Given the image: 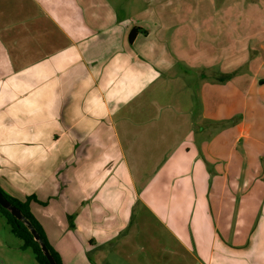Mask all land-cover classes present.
I'll list each match as a JSON object with an SVG mask.
<instances>
[{"label":"crops","instance_id":"obj_1","mask_svg":"<svg viewBox=\"0 0 264 264\" xmlns=\"http://www.w3.org/2000/svg\"><path fill=\"white\" fill-rule=\"evenodd\" d=\"M251 6L262 21L264 0H0V186L35 197L64 264L62 246L92 264H264V126L212 79L248 54Z\"/></svg>","mask_w":264,"mask_h":264},{"label":"rangeland","instance_id":"obj_2","mask_svg":"<svg viewBox=\"0 0 264 264\" xmlns=\"http://www.w3.org/2000/svg\"><path fill=\"white\" fill-rule=\"evenodd\" d=\"M241 5H234L230 8L233 16H239V9ZM264 10V7H262ZM252 12L251 8H243L244 19L242 24L248 26V30L245 31L246 42L245 45L249 44L248 54H243L237 51L232 56H228V59L232 61L231 68H226L222 66L224 59L219 61L218 68L215 69L216 76L218 81V104L221 103H231V99L235 100V111L238 108L242 107L244 100L249 102V112L252 114L251 110L254 109L257 116V124L261 127L264 126V12L261 11L262 21L260 22H247L251 21L247 19V15H250ZM256 13V12H254ZM253 13V14H254ZM260 13L257 11L256 17ZM255 42V45H254ZM251 48V49H250ZM228 61V60H227ZM229 62V61H228ZM252 83V85H251ZM225 85L226 88L220 87ZM227 91V95H225ZM232 93L233 97H228ZM243 116H237L234 123L235 126H242ZM137 206V207H136ZM135 213L138 214V217L145 215V223H150L148 230L143 228L142 233H140L139 239L149 246L153 247L154 250L160 251V244L162 243L161 230L157 228L154 220H151L149 215L145 212L142 206L136 205ZM139 226H142L143 223L141 219L137 220ZM141 228V227H140ZM155 240L151 245H149L152 240ZM64 251L65 258H74L75 262L73 264H92L91 260L88 257H94L93 254L89 253V256L79 253L78 249L75 251H68V248L62 246ZM170 253H162L163 258H159V262H154L150 258H146L143 254L137 256L136 264H191L187 258H182L181 256L168 255ZM161 256V255H159ZM154 258V257H153ZM162 259V262L161 260ZM151 261L152 263H149ZM164 262V263H163ZM0 264H40L35 256V253L31 248L24 247V241L15 235L11 226L8 224L6 218L2 215L0 211ZM119 264H126L121 262Z\"/></svg>","mask_w":264,"mask_h":264},{"label":"trees","instance_id":"obj_3","mask_svg":"<svg viewBox=\"0 0 264 264\" xmlns=\"http://www.w3.org/2000/svg\"><path fill=\"white\" fill-rule=\"evenodd\" d=\"M139 28H134L130 33V41L133 42L135 36L137 35ZM0 191L3 192V194L14 204L16 205L23 214L33 223L35 228L38 230V232L41 235V238L46 243L47 247L49 248V251L54 255L55 259L59 264H64L62 261V257L60 253L54 248L53 245L50 244L47 235L45 233L44 228L40 224V222L37 220V218L34 216V214L31 211L30 203L33 199H35L34 196H29L25 201H22L18 198L12 197L4 192V190L0 186ZM0 211L2 215L6 218L8 224L11 226L12 232L17 235L19 238H21L24 241V247L31 248L33 252L35 253L36 259L40 264H50L47 256L42 251V248L40 244L34 239L33 234L31 233L30 229L27 227V225L17 219L8 209L4 208L0 204Z\"/></svg>","mask_w":264,"mask_h":264},{"label":"water","instance_id":"obj_4","mask_svg":"<svg viewBox=\"0 0 264 264\" xmlns=\"http://www.w3.org/2000/svg\"><path fill=\"white\" fill-rule=\"evenodd\" d=\"M0 204L8 209L17 219L23 221L27 227L30 229L31 233L33 234L34 239L40 244L42 251L47 256L50 264H59L55 259L54 255L49 251L44 240L41 238L40 233L35 228L33 223L23 214L21 209H19L16 205H14L4 194L0 191Z\"/></svg>","mask_w":264,"mask_h":264}]
</instances>
